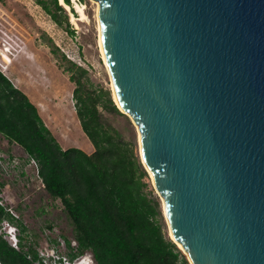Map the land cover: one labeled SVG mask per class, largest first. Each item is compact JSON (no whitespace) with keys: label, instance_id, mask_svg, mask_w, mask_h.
Listing matches in <instances>:
<instances>
[{"label":"water","instance_id":"water-1","mask_svg":"<svg viewBox=\"0 0 264 264\" xmlns=\"http://www.w3.org/2000/svg\"><path fill=\"white\" fill-rule=\"evenodd\" d=\"M99 17L190 264H264V0H99Z\"/></svg>","mask_w":264,"mask_h":264},{"label":"trees","instance_id":"trees-1","mask_svg":"<svg viewBox=\"0 0 264 264\" xmlns=\"http://www.w3.org/2000/svg\"><path fill=\"white\" fill-rule=\"evenodd\" d=\"M36 1L56 23L72 30L59 0ZM64 2L75 13L71 0ZM68 70L81 128L94 146L91 152L63 148L27 94L1 71L0 133L36 160L45 190L61 200L71 220L79 253L89 251L96 264H190L164 231L161 203L145 180L149 172L135 143L124 140L103 111L127 114L109 88L91 87L85 69L71 63ZM3 218L13 217L0 205V223ZM20 238L17 249L0 234L2 264H32L28 253L37 258L35 246Z\"/></svg>","mask_w":264,"mask_h":264},{"label":"rangeland","instance_id":"rangeland-1","mask_svg":"<svg viewBox=\"0 0 264 264\" xmlns=\"http://www.w3.org/2000/svg\"><path fill=\"white\" fill-rule=\"evenodd\" d=\"M0 1V27L4 24L5 29L21 37L23 42L20 45H25L13 57L10 65H13L12 71H0L27 94L63 148L77 146L91 152L94 146L81 128L73 96L75 83L70 80L71 71L68 69L71 63L85 69L84 78L89 79L91 87L109 88L113 97V80L99 49L95 3L76 0L85 4L87 15L86 19L77 20L78 26L71 20V15L79 17L74 2L71 0L75 13H71V5L68 8L63 5L71 32L65 23H56L36 0ZM103 115L108 123L120 131L124 140L135 143L140 157V133L131 118L106 110ZM37 168L36 160L30 158L22 146L0 133V199L5 209L14 211V218L10 220L17 226L22 243L32 244L38 249L46 243L63 242L58 246V252L68 259L69 264L82 258L88 264H96L89 251L78 252L71 220L61 200L53 199L45 190ZM145 180L158 196L163 212L162 200L150 173ZM163 217L164 231L170 237L164 212Z\"/></svg>","mask_w":264,"mask_h":264},{"label":"built area","instance_id":"built-area-1","mask_svg":"<svg viewBox=\"0 0 264 264\" xmlns=\"http://www.w3.org/2000/svg\"><path fill=\"white\" fill-rule=\"evenodd\" d=\"M61 2V0H59ZM74 2V0H72ZM79 1V0H78ZM0 10H1V1H0ZM1 14V13H0ZM1 22V20H0ZM3 24L0 27V70H4L8 61L6 62L5 57L12 60L13 57L19 50L22 49L25 45H20V42H23L21 37L17 34H13L9 29L4 28ZM38 167V166H37ZM37 174L38 168H37ZM0 205H4L0 199ZM11 217L14 215V211L11 208L5 209ZM14 218V217H13ZM0 231L2 233V237L5 238L10 245L15 248H19V233L18 228L15 223H11L10 218H3L0 223ZM63 242L54 241V243H46L45 246L40 247L37 250V258L33 259L31 254L28 253V258L32 260V264H69V261L64 256H61L58 252V246L62 245ZM36 248V246H35ZM86 257V256H85ZM86 259H79L77 262L73 264H82ZM0 264H2L0 262ZM84 264H88L85 261Z\"/></svg>","mask_w":264,"mask_h":264},{"label":"bare ground","instance_id":"bare-ground-1","mask_svg":"<svg viewBox=\"0 0 264 264\" xmlns=\"http://www.w3.org/2000/svg\"><path fill=\"white\" fill-rule=\"evenodd\" d=\"M93 3H95V5H96V14H97V17H98V31H99V35H98V37H99V49H100V52H101V55H102V57H103V60H104V62H105V64H106V66H107V69H108V71H109V65H108V63H107V58H106V55H105V52H104V49H103V45H102V42H101V39H100V17H99V0H91ZM61 2L64 4V6L66 7V8H68V7H70V5H68V4H66L65 2H64V0H61ZM74 7H75V9H76V11L79 13V17L78 18H76L74 15L72 16L71 15V20L74 22V24H75V26H78V22H77V20H84V19H86L87 18V15H86V12H85V10H84V8H85V4L84 3H82V2H78V1H76V0H74ZM71 13H72V11H71ZM5 59H6V62L8 61V62H11L12 60H10V59H8L7 57H5ZM8 64L9 63H7V65L5 66V68H4V70H3V72H5L6 73V69H7V66H8ZM109 73H110V71H109ZM112 94H113V98H114V101L116 102V104H117V106L121 109V111H124L125 112V109H124V107H123V104H122V102H121V100H120V97H119V95H118V93H117V91H116V87H115V85H114V82H113V85H112ZM129 115V114H128ZM130 116V115H129ZM140 140H141V137L139 136V143H140ZM140 148H141V146H140ZM149 172H150V175H151V178H152V181L154 182V174H153V172L152 171H150L149 170ZM157 190V189H156ZM159 194H161L159 191H157ZM163 208H164V210H165V205L163 206ZM169 235H170V237L173 239V241H175V243L180 247V248H182V249H184L183 248V246H182V243L176 238V236H175V233H174V231L172 230V227L169 225ZM86 261V260H85ZM85 261L84 262H82V264H84L85 263Z\"/></svg>","mask_w":264,"mask_h":264},{"label":"crops","instance_id":"crops-1","mask_svg":"<svg viewBox=\"0 0 264 264\" xmlns=\"http://www.w3.org/2000/svg\"><path fill=\"white\" fill-rule=\"evenodd\" d=\"M27 52V51H26ZM30 52H32V51H30ZM28 58V57H27ZM32 59H33V57H31ZM11 63H12V61L10 62V64H8V66H7V69H6V71L8 72V69H10L11 71H12V67H13V65L10 67V65H11ZM9 70V71H10ZM60 143V142H59ZM69 147V146H68Z\"/></svg>","mask_w":264,"mask_h":264},{"label":"clouds","instance_id":"clouds-1","mask_svg":"<svg viewBox=\"0 0 264 264\" xmlns=\"http://www.w3.org/2000/svg\"><path fill=\"white\" fill-rule=\"evenodd\" d=\"M61 4H63L62 2H60ZM64 5V4H63Z\"/></svg>","mask_w":264,"mask_h":264}]
</instances>
